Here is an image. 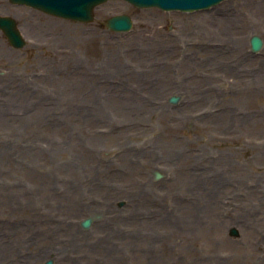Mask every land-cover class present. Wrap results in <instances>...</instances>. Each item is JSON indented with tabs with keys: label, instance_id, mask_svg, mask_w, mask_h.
Returning a JSON list of instances; mask_svg holds the SVG:
<instances>
[{
	"label": "rangeland",
	"instance_id": "374dc122",
	"mask_svg": "<svg viewBox=\"0 0 264 264\" xmlns=\"http://www.w3.org/2000/svg\"><path fill=\"white\" fill-rule=\"evenodd\" d=\"M0 16V264H264V0Z\"/></svg>",
	"mask_w": 264,
	"mask_h": 264
},
{
	"label": "water",
	"instance_id": "95a60500",
	"mask_svg": "<svg viewBox=\"0 0 264 264\" xmlns=\"http://www.w3.org/2000/svg\"><path fill=\"white\" fill-rule=\"evenodd\" d=\"M13 4L31 7L45 14L59 18L70 19L82 23H89L94 20L93 10L108 0H9ZM137 8L157 7L164 11H196L208 9L219 4L223 0H124ZM107 29L115 32H127L132 27L131 18L127 15H115L105 21ZM0 30L14 48H21L25 41L17 27L16 21L10 16H0ZM252 52H258L263 45L262 39L253 35L249 39ZM178 98L172 96L170 103H176ZM160 174L155 173L158 178ZM91 218L81 222L83 228H88ZM231 235H237L236 230H231ZM45 264H52L47 261Z\"/></svg>",
	"mask_w": 264,
	"mask_h": 264
}]
</instances>
